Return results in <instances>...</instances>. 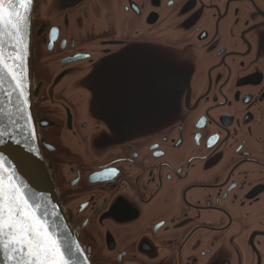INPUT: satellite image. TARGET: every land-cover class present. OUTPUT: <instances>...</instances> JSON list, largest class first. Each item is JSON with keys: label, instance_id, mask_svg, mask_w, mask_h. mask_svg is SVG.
<instances>
[{"label": "water", "instance_id": "water-1", "mask_svg": "<svg viewBox=\"0 0 264 264\" xmlns=\"http://www.w3.org/2000/svg\"><path fill=\"white\" fill-rule=\"evenodd\" d=\"M35 1L27 12L23 45H17L23 56L19 68L9 58L15 55V41L5 35L2 46L0 132L5 143L0 157L5 158V184L13 175L37 219L62 243L79 246L83 255L74 258L76 264H92L66 217L41 149L46 146L43 125L36 123L34 108L41 91L33 78ZM111 2L117 36L86 46L83 64L76 63L55 81L79 105L80 129L92 156L144 146L178 155L210 150L224 132L234 139L252 135L264 119V0H147L143 13L137 9V32L146 36L120 34L132 19L125 7L134 0ZM47 4L54 13L84 10L94 18L102 9L100 0ZM10 71L23 72L26 106L19 103ZM37 204L38 209L32 207ZM8 256L0 251V264H15Z\"/></svg>", "mask_w": 264, "mask_h": 264}, {"label": "flooded vegetation", "instance_id": "flooded-vegetation-1", "mask_svg": "<svg viewBox=\"0 0 264 264\" xmlns=\"http://www.w3.org/2000/svg\"><path fill=\"white\" fill-rule=\"evenodd\" d=\"M146 2L125 7L132 19L120 26L122 36L147 35L137 32V9L143 13ZM100 4L94 18L84 10L54 13L47 0H36L33 20L41 149L91 263L264 264V119L250 136L224 132L210 150L90 154L79 105L55 81L83 64L86 46L117 36L113 3Z\"/></svg>", "mask_w": 264, "mask_h": 264}, {"label": "snow or ice", "instance_id": "snow-or-ice-1", "mask_svg": "<svg viewBox=\"0 0 264 264\" xmlns=\"http://www.w3.org/2000/svg\"><path fill=\"white\" fill-rule=\"evenodd\" d=\"M33 0H0V65H4L3 43L7 35L15 43L11 45L15 55L10 54L15 67L23 59V33L27 23V12ZM9 75L19 90V103L26 106L23 72L10 71ZM2 78V77H0ZM4 132H0V144L5 143ZM19 144L20 141L15 140ZM4 157H0V251L9 253L8 259L15 264H76L74 258L82 256L79 246L62 243L54 236L50 227L37 219V212L31 210L25 198L27 192L13 182L14 176H8L5 184L3 172ZM115 174V170H110ZM35 209L39 205L32 206Z\"/></svg>", "mask_w": 264, "mask_h": 264}]
</instances>
